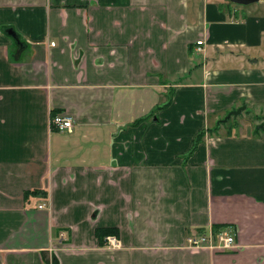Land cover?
Wrapping results in <instances>:
<instances>
[{"label": "crops", "instance_id": "0c3cea01", "mask_svg": "<svg viewBox=\"0 0 264 264\" xmlns=\"http://www.w3.org/2000/svg\"><path fill=\"white\" fill-rule=\"evenodd\" d=\"M256 3L0 0V264H264Z\"/></svg>", "mask_w": 264, "mask_h": 264}, {"label": "built area", "instance_id": "2783aa9c", "mask_svg": "<svg viewBox=\"0 0 264 264\" xmlns=\"http://www.w3.org/2000/svg\"><path fill=\"white\" fill-rule=\"evenodd\" d=\"M204 40H198L197 44H203ZM53 44V43H52ZM199 50L201 48H198ZM50 126L58 131H70L73 128V118L65 112L53 114L50 118ZM44 205H40L42 207ZM110 245L118 246L114 236H108ZM236 246V237L233 234L219 231L214 234L213 231H203L188 238V247L192 249H209L214 251H223L233 249Z\"/></svg>", "mask_w": 264, "mask_h": 264}, {"label": "water", "instance_id": "95a60500", "mask_svg": "<svg viewBox=\"0 0 264 264\" xmlns=\"http://www.w3.org/2000/svg\"><path fill=\"white\" fill-rule=\"evenodd\" d=\"M231 1L234 3L242 4V5H248V4L259 2L260 0H231ZM243 109H245V107H240L235 111L229 112L228 117H230L231 115L239 114Z\"/></svg>", "mask_w": 264, "mask_h": 264}, {"label": "rangeland", "instance_id": "374dc122", "mask_svg": "<svg viewBox=\"0 0 264 264\" xmlns=\"http://www.w3.org/2000/svg\"><path fill=\"white\" fill-rule=\"evenodd\" d=\"M234 4H236L238 6H242V8L245 7V6H247L246 8H248V6H249V4L248 5H242V4H238V3H234ZM255 4H258V3H255ZM252 5H254V3L250 4V6H252ZM262 123H263V121L260 120V122L257 124V129H260L259 126L261 127Z\"/></svg>", "mask_w": 264, "mask_h": 264}, {"label": "trees", "instance_id": "16d2710c", "mask_svg": "<svg viewBox=\"0 0 264 264\" xmlns=\"http://www.w3.org/2000/svg\"><path fill=\"white\" fill-rule=\"evenodd\" d=\"M259 128H260L261 130H264V122L261 124V127L259 126ZM200 137H201V135H200Z\"/></svg>", "mask_w": 264, "mask_h": 264}, {"label": "flooded vegetation", "instance_id": "af4514ba", "mask_svg": "<svg viewBox=\"0 0 264 264\" xmlns=\"http://www.w3.org/2000/svg\"><path fill=\"white\" fill-rule=\"evenodd\" d=\"M228 250H230V249H228ZM223 251H225V250H223Z\"/></svg>", "mask_w": 264, "mask_h": 264}]
</instances>
